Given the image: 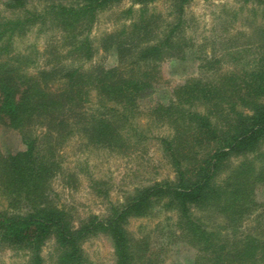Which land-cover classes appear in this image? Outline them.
Returning a JSON list of instances; mask_svg holds the SVG:
<instances>
[{
	"label": "trees",
	"instance_id": "obj_1",
	"mask_svg": "<svg viewBox=\"0 0 264 264\" xmlns=\"http://www.w3.org/2000/svg\"><path fill=\"white\" fill-rule=\"evenodd\" d=\"M45 1L34 9L27 0H9L13 15L0 17V128L15 130L25 144L14 153L0 151V194L7 201L0 208V248L23 252L25 264H44L43 247L53 240L57 264H93L84 243L104 234L112 240L114 264H160V252L127 228L131 218L153 216L159 208L175 213L172 233L196 249L192 264H264V197L258 195L264 193V43L250 49L253 57L241 68L187 79L167 101H153L142 111L159 83L158 64L183 58L189 46L183 44V15L194 0H174L176 21L153 41L145 37L155 25L146 13L156 0H130L124 13L138 11V20L130 30L105 35L102 44L114 43L124 61L132 55L131 65L138 66L128 76L115 68H75L65 73L67 84L58 93L42 82L45 71L24 70L33 61L15 50V38L34 27L55 28L68 54L90 60L94 22L122 0ZM254 1L264 9V0ZM201 61V70L220 63ZM92 90L98 102L88 107ZM143 113L171 129L160 140L175 177L137 187L126 201L110 203L108 216L92 214L75 224L71 210L53 199L50 183L61 169L56 146L80 132L97 146L129 147L123 129L129 125L142 135L133 118ZM38 123L47 125L42 135L34 128ZM205 211L222 222L211 225ZM246 220L254 224L241 231Z\"/></svg>",
	"mask_w": 264,
	"mask_h": 264
},
{
	"label": "rangeland",
	"instance_id": "obj_2",
	"mask_svg": "<svg viewBox=\"0 0 264 264\" xmlns=\"http://www.w3.org/2000/svg\"><path fill=\"white\" fill-rule=\"evenodd\" d=\"M61 1L68 3L79 0ZM6 3L9 0H0V17L13 15ZM46 3L45 0H27L26 6L42 9ZM129 6L130 0H122L98 15L90 32L95 54L87 61H80L78 54L67 53L68 48L62 34L60 36L55 28L40 31L34 27L26 35L16 37L15 50L30 55L33 61L24 70L30 73L39 70L45 71L44 74L47 72L48 75L41 76L42 82L54 93L66 86L65 73L78 67L83 72L98 66L115 68L119 70V74L128 76L130 69L138 66L131 65L134 56L128 55V59L124 61L114 43L109 47L103 46L102 40L105 35L117 33L124 26L131 29L130 24L138 20L139 12L124 13ZM134 8L137 10L139 5H134ZM174 10V0H156L150 3L146 16L151 17L155 25L145 37H150L148 39L151 41L155 37H161L166 24L176 21V15L172 12ZM183 19V34L186 37L183 44L188 42L189 46L185 48L183 58L166 57L158 64L159 83L155 91L142 102V111H146L153 101H167L171 90L187 79L216 76L221 72L241 68L247 59L253 57L250 49L264 43V9L262 4L254 0H194L186 5ZM119 39L122 40V37ZM203 58L220 63L214 64L211 70H201L199 67ZM97 102V93L92 90L87 106H94ZM111 104L113 103L108 105ZM133 120L142 135H136L135 130H130L131 126L126 125L123 130L128 136L129 147L97 146L80 132L73 133L56 146L61 169L50 183L53 199L60 206L71 210L75 224L92 214L108 216L111 213L110 203L126 201L137 187L175 177L160 140L161 137L170 135L171 129L146 113L137 115ZM34 128L36 133L42 135L47 130V125L38 123ZM23 148L25 144L18 132L6 126L0 128L2 153H14ZM262 148L264 151V144ZM258 195L260 198L264 197L261 191ZM6 205V199L0 194V208ZM155 211L150 217L131 218L127 226L129 231L137 239L145 238L152 249L160 252V264H192L196 249L178 240L176 231V234L172 233L171 224H175V213L159 208ZM202 216L211 225L223 220L213 211H205ZM253 224L252 220L244 221L241 231L250 229ZM84 248L93 264H114V247L109 236L100 234L91 237L84 243ZM42 254L44 264H57L53 240L45 244ZM26 259L23 252L0 248V264H25Z\"/></svg>",
	"mask_w": 264,
	"mask_h": 264
}]
</instances>
